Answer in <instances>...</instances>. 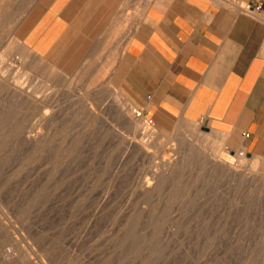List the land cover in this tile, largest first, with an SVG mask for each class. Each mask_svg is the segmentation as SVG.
Segmentation results:
<instances>
[{
    "label": "rangeland",
    "instance_id": "374dc122",
    "mask_svg": "<svg viewBox=\"0 0 264 264\" xmlns=\"http://www.w3.org/2000/svg\"><path fill=\"white\" fill-rule=\"evenodd\" d=\"M46 2L34 0L27 13L24 0H0V55L8 52L12 65L0 59V73L25 94L52 99V117L42 120L38 105L0 84V264H264V172L246 178L211 168L202 141L218 133L201 122H148L123 83L117 8L106 26L102 15L79 22L74 1L67 21L58 15L63 0L49 10ZM129 10L131 33L138 10ZM40 63L57 71L38 70ZM123 108L156 129L141 151ZM174 150L166 172L164 153ZM243 152L248 166L264 162V153Z\"/></svg>",
    "mask_w": 264,
    "mask_h": 264
},
{
    "label": "crops",
    "instance_id": "0c3cea01",
    "mask_svg": "<svg viewBox=\"0 0 264 264\" xmlns=\"http://www.w3.org/2000/svg\"><path fill=\"white\" fill-rule=\"evenodd\" d=\"M24 1L28 13L34 0ZM46 1V10L58 2ZM63 1L58 15L65 21L72 1L73 15L89 24L118 9L123 83L156 123L198 121L215 130L218 136L209 137L222 145L264 153V0ZM243 4L255 8L246 11ZM135 6L138 17L128 33Z\"/></svg>",
    "mask_w": 264,
    "mask_h": 264
},
{
    "label": "bare ground",
    "instance_id": "6f19581e",
    "mask_svg": "<svg viewBox=\"0 0 264 264\" xmlns=\"http://www.w3.org/2000/svg\"><path fill=\"white\" fill-rule=\"evenodd\" d=\"M40 8V7H39ZM38 8V9H39ZM35 16V15H34ZM138 17V16H137ZM137 17L135 16V18H134V23H135V21H136V19H137ZM39 18V17H38ZM51 20V19H50ZM49 22V21H48ZM51 22H53L52 20H51ZM19 26V25H18ZM22 26V25H21ZM33 26V25H32ZM117 29H119V28H117ZM121 29V28H120ZM19 33V32H18ZM72 33V32H71ZM74 34H75V32H74ZM116 34H118V33H116ZM58 35V34H57ZM68 35H69V33H68ZM53 37H54V35H53ZM68 37V36H67ZM74 37V36H73ZM76 38V37H75ZM65 39H68V38H65ZM52 40V39H51ZM15 41V40H14ZM67 41V40H66ZM55 44H56V42H54ZM60 43H62V42H60ZM77 41H76V39H73L72 40V43L71 44H69V47L71 48L70 50L72 51L74 48H75V46L77 45ZM14 45H15V43H13ZM58 44V43H57ZM56 44V45H57ZM65 44V43H64ZM50 45H51V43H50ZM55 45V46H56ZM66 45V44H65ZM68 45V44H67ZM12 46V45H11ZM53 46H54V44H53ZM80 46V45H79ZM103 46H105V45H103ZM57 49L58 48H60V45L58 44L57 46ZM61 47H62V45H61ZM121 47H123V46H121ZM17 48H20V46H18ZM65 48H67V46L65 47ZM117 48V47H116ZM10 49V48H9ZM13 49V48H12ZM11 49V50H12ZM62 49V48H61ZM51 50V49H50ZM116 50V49H115ZM7 51H9V50H6V52ZM14 51V50H13ZM12 52V51H11ZM50 52V51H49ZM55 52H57V51H55ZM31 53V52H30ZM24 55H26L25 54V52L23 53ZM49 54V53H48ZM74 53L72 52V54L71 55H73ZM50 55V54H49ZM53 55L54 56H57L58 55V53H53ZM59 55H60V53H59ZM8 56H10L9 55V53L7 52V53H5V54H1L0 55V59H3V62L5 63V65H7V66H12L11 65V63L8 61ZM49 57H51V56H49ZM52 58V57H51ZM55 58H57V57H55ZM58 59V58H57ZM111 61V60H110ZM114 61H116L115 59H114ZM107 62V61H106ZM53 63V62H52ZM109 63V62H108ZM107 63V64H108ZM112 63V62H111ZM110 63V64H111ZM113 64V63H112ZM111 64V65H112ZM115 64V63H114ZM38 65V67H37V69L38 70H41V71H44V72H49L50 74H51V76L57 71L52 65L51 66H44L43 65V63H40V64H37ZM53 65H55V64H53ZM7 66H5V67H7ZM111 67H113V66H111ZM2 68H4L3 66H2ZM10 68H13V67H10ZM105 68H107V67H105ZM104 68V69H105ZM103 68H101V70H102ZM3 70V69H2ZM11 70V69H10ZM100 70V71H101ZM4 71V70H3ZM105 71V70H104ZM12 72V71H11ZM1 73H2V71H1ZM0 73V84H5V85H7V86H9V87H13V89H14V91H15V94L17 95V94H19L18 96H23V98H24V96H26V98H24L25 100L26 99H28L27 101H30V103L31 104H34V105H38L39 106V114H40V117H41V119L42 120H48V119H50V117H52V111L51 110H49V108L48 109H46L47 108V106L48 105H50L49 103H52V99L50 98V96L49 97H44V98H42V99H37V98H35L36 96L35 95H33V94H25L23 91H22V89H21V83L19 84L18 82L19 81H15V85L14 86H12L11 85V83L7 80V79H5L3 76L4 75H2ZM4 73V72H3ZM6 73V72H5ZM4 73V74H5ZM101 73V72H100ZM100 73H99V77H96L95 79H94V81L96 82V80L97 79H99V78H101V75H100ZM102 73H104L103 71H102ZM101 73V74H102ZM107 73H109V72H107ZM106 74V73H105ZM103 76H105V75H103ZM106 77V76H105ZM103 78V77H102ZM104 79V78H103ZM12 80V79H11ZM10 80V81H11ZM107 80V79H106ZM93 81V80H92ZM98 81V80H97ZM14 83V82H13ZM19 85H18V84ZM2 86V85H1ZM21 86V87H20ZM71 86V85H70ZM89 87V86H88ZM4 88V87H3ZM25 88V87H24ZM4 89H6V88H4ZM11 94V93H10ZM45 95V94H44ZM47 96V95H46ZM37 97H38V95H37ZM22 98V97H21ZM38 98H41V96L40 97H38ZM53 98V97H52ZM20 99V98H19ZM37 106V107H38ZM126 109V108H125ZM124 108H123V112L125 113V115H126V117H127V121L129 122V124L131 125V127L134 129V131H135V139H132L130 142L132 143V144H134V147L136 148V149H138L139 151H141V150H143L144 149V145H143V143L144 142H146L144 139L147 137V136H153L155 133H156V129H154L153 127H141V119H140V117H134V116H130L129 114H128V110L126 109L125 110ZM38 113V112H37ZM131 113V112H130ZM133 114V113H132ZM138 115H141V114H139V113H137ZM40 121V120H39ZM15 124V123H14ZM18 125V124H17ZM16 126V125H15ZM13 128V127H12ZM20 128V127H19ZM25 128V127H24ZM24 128H23V130H24ZM31 128V127H30ZM34 128V127H33ZM15 129H17V128H15ZM26 129V128H25ZM18 130V129H17ZM16 130V131H17ZM19 131V130H18ZM20 131H22V130H20ZM26 131V130H25ZM24 131V132H25ZM28 132V131H27ZM21 133V132H20ZM158 131H157V135H158ZM22 134V133H21ZM25 134V133H24ZM31 134V133H30ZM27 135V138H29L30 140H33V141H37V136H34V134L33 135ZM26 135V134H25ZM35 135H40L39 133L38 134H36L35 133ZM134 135V134H133ZM156 135V134H155ZM154 135V136H155ZM41 136V135H40ZM43 136V135H42ZM12 137V136H11ZM14 137V136H13ZM20 137V136H19ZM209 136H207V139L208 140H205L204 139V141H202V143L203 144H205V143H208V145H209V147H210V149H211V151L209 152V154L208 155H206L205 157H204V159L208 162V163H210V166H211V168L213 167L214 169H216V168H220V169H222V170H224V171H228L229 173H231V175H233L234 177L235 176H237V177H246V178H255V176L257 175V174H261L262 172H264V162L263 163H261V164H259V163H251L252 165H250V166H248L249 164H247L246 162H245V159L243 160V157H241V156H243V155H246L244 152L243 153H241V151H234V150H231V149H228L227 148V153L226 152H221V147H222V144H220V143H218L216 140H214V139H212L211 137H209ZM25 138H26V136H25ZM41 138V137H40ZM40 138L38 139V140H40ZM15 139V138H14ZM28 139V140H29ZM136 139H140V141H137ZM13 141V140H12ZM43 141V140H42ZM30 142V141H29ZM30 143H32V141L30 142ZM35 143H38V141L37 142H35ZM34 144V143H33ZM145 144V143H144ZM148 144V143H147ZM158 146H157V148L160 150V153H163L162 151V147L160 146L161 145V142H157L156 143ZM39 145V144H38ZM146 146V145H145ZM175 151V150H174ZM144 152V151H143ZM149 152V151H148ZM174 154H176V151H175V153H172V155H170V154H168V153H164V166H162L163 167V169L162 170H164V171H166V172H168V171H170V170H172L174 167H175V165H176V162H177V157H175V155ZM201 154V153H200ZM163 156V155H162ZM200 159H202V157L200 158ZM236 162H238V164H236ZM158 165H159V163H158ZM209 166V165H208ZM246 166H248V168L249 169H245V167ZM158 167V166H157ZM165 167V168H164ZM210 168V167H209ZM156 172V171H155ZM154 172V173H155ZM162 172V171H161ZM223 172V171H222ZM168 175V174H167ZM154 179V178H153ZM159 179V178H158ZM147 185V184H146ZM152 187V184L151 183H149L148 184V189L150 190V188ZM152 189H154L153 187H152ZM148 190V191H149ZM5 241H0V246H3V244H5L4 243ZM24 248V247H23ZM7 253L9 254V255H13L12 253H10V252H8L7 251ZM21 255L23 256V257H21L23 260H25V261H27V262H29L30 260H29V253H27L25 250L24 251H21ZM18 258V257H17ZM20 259V258H19ZM1 262L3 263V264H5L6 263V260L5 259H1ZM8 262V261H7ZM10 262H11V260H10ZM24 264L26 263V262H24V261H22ZM30 263V262H29ZM34 264V263H33Z\"/></svg>",
    "mask_w": 264,
    "mask_h": 264
},
{
    "label": "built area",
    "instance_id": "2783aa9c",
    "mask_svg": "<svg viewBox=\"0 0 264 264\" xmlns=\"http://www.w3.org/2000/svg\"><path fill=\"white\" fill-rule=\"evenodd\" d=\"M256 6H257V8H263V3L262 2H259ZM242 8L244 10H246V11H252L255 8V6H253L252 4H243L242 5ZM136 112L139 113V114H142V110L141 109H137ZM153 121H154V119L152 117H150L148 119V122L149 123H151ZM243 151L246 152V150L244 149V150H241V153H243ZM8 252L12 253L13 252V249L10 247Z\"/></svg>",
    "mask_w": 264,
    "mask_h": 264
},
{
    "label": "water",
    "instance_id": "95a60500",
    "mask_svg": "<svg viewBox=\"0 0 264 264\" xmlns=\"http://www.w3.org/2000/svg\"><path fill=\"white\" fill-rule=\"evenodd\" d=\"M204 129H207V127H204Z\"/></svg>",
    "mask_w": 264,
    "mask_h": 264
}]
</instances>
